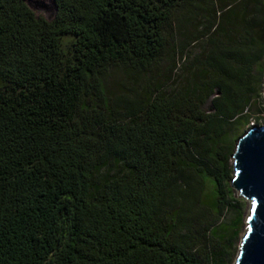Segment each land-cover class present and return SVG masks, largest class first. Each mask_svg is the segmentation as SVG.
<instances>
[{
  "label": "trees",
  "instance_id": "obj_1",
  "mask_svg": "<svg viewBox=\"0 0 264 264\" xmlns=\"http://www.w3.org/2000/svg\"><path fill=\"white\" fill-rule=\"evenodd\" d=\"M28 1L0 0V264H226L264 0H52V21ZM179 8L206 21L201 66L109 96L111 70L152 73Z\"/></svg>",
  "mask_w": 264,
  "mask_h": 264
},
{
  "label": "rangeland",
  "instance_id": "obj_2",
  "mask_svg": "<svg viewBox=\"0 0 264 264\" xmlns=\"http://www.w3.org/2000/svg\"><path fill=\"white\" fill-rule=\"evenodd\" d=\"M29 8L37 17H42L47 21H52L56 8L52 0H29ZM206 16V15H205ZM208 17V16H206ZM206 26V21L197 15L194 9L183 10L179 8L175 14L172 25L166 29L165 37L168 42V48L158 65L148 75L128 70L126 68L113 69L109 72L105 80L107 94L111 97H118L123 94H133L134 91L140 92L147 85L165 84L164 91L169 93L172 89L181 88L189 72L199 68L204 60L206 39H196L202 27ZM264 22L260 25L259 32L262 35ZM70 37L63 38V49H70ZM251 92L250 100L246 109L248 123L242 122L237 137L233 140L231 151L227 152L226 167L233 166V148H235L238 138L252 125L264 124V37L258 40L253 52L252 71H251ZM216 95V94H215ZM202 110L211 113L213 107L210 101L203 105ZM232 173V172H231ZM232 175H230L231 178ZM229 182V180H228ZM231 188V187H230ZM212 190L210 183L206 184V192ZM231 197L237 202L238 209H241L242 219L239 227L238 236L231 249V255L226 264H234L235 257L239 248L241 239L246 231V219L251 208V201L245 199L239 192L231 188ZM235 213L228 211L224 218L225 223L233 221Z\"/></svg>",
  "mask_w": 264,
  "mask_h": 264
},
{
  "label": "water",
  "instance_id": "obj_3",
  "mask_svg": "<svg viewBox=\"0 0 264 264\" xmlns=\"http://www.w3.org/2000/svg\"><path fill=\"white\" fill-rule=\"evenodd\" d=\"M232 158L230 187L251 201L234 264H264V124L238 138Z\"/></svg>",
  "mask_w": 264,
  "mask_h": 264
}]
</instances>
